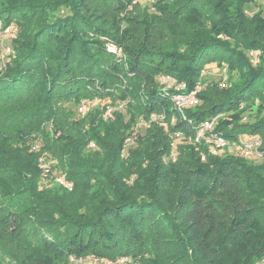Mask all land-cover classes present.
Returning a JSON list of instances; mask_svg holds the SVG:
<instances>
[{
    "label": "trees",
    "instance_id": "trees-1",
    "mask_svg": "<svg viewBox=\"0 0 264 264\" xmlns=\"http://www.w3.org/2000/svg\"><path fill=\"white\" fill-rule=\"evenodd\" d=\"M258 1L154 0L150 10L131 0H0V19L18 27L0 62V239L19 250L15 264H253L264 255V162L212 153L187 121L222 114L215 131L259 138L264 152ZM211 63L225 67L223 85L201 78ZM166 75L182 91L202 84L185 119ZM83 99L97 100L83 115L66 105ZM43 152L72 190L38 188Z\"/></svg>",
    "mask_w": 264,
    "mask_h": 264
},
{
    "label": "built area",
    "instance_id": "built-area-1",
    "mask_svg": "<svg viewBox=\"0 0 264 264\" xmlns=\"http://www.w3.org/2000/svg\"><path fill=\"white\" fill-rule=\"evenodd\" d=\"M138 1V0H137ZM149 2H153L154 0H145ZM261 4L264 6V0H260ZM8 27H5L4 29L0 26V40L6 35L8 32ZM0 53L7 54L11 51L10 46L7 44L5 48H3ZM108 50L115 51V48L108 47ZM2 54V55H3ZM252 54V53H251ZM253 61H256V58H253ZM205 69H202L200 72V75L203 77L205 74ZM160 81L163 84V88H174L176 91L170 94V100L172 102V105L176 112L179 114V116L182 119L186 118L185 115V108L191 107L198 103V92L202 88V84L198 82L194 88L188 90V91H182L185 89L186 85L184 82H178L174 77L166 75L160 77ZM89 105L82 103L77 107L78 112H85L88 110ZM112 116V110L111 108H108L104 111L103 117H111ZM162 114H155L152 113L150 116L151 120L155 119H162ZM219 118V115L213 116L211 118H205L200 121L194 122L192 119H187L188 123L192 125V127L195 130L194 133V143L201 142L208 146L209 150L214 153L218 154L220 152H233L235 149H239L241 154L244 157L247 158H256L258 160H261L264 162V152L260 150L261 141L259 138H253L251 140H244L240 135L237 136V138H226L221 133L214 130V127L216 125V122ZM175 120V117H171V122ZM176 135V134H175ZM90 145H93L92 143ZM35 148V147H34ZM47 171V168L46 170ZM53 175L58 176V179H60V175L54 174ZM61 182H64L66 186H71L72 182L67 180L66 177H61ZM89 257V256H88ZM80 261V259L78 260ZM99 262L103 264H112L111 261L107 259H99ZM253 264H264V255L259 258L257 261H255Z\"/></svg>",
    "mask_w": 264,
    "mask_h": 264
},
{
    "label": "rangeland",
    "instance_id": "rangeland-1",
    "mask_svg": "<svg viewBox=\"0 0 264 264\" xmlns=\"http://www.w3.org/2000/svg\"><path fill=\"white\" fill-rule=\"evenodd\" d=\"M131 1H132V3L129 5V8L132 6L133 3H139L140 4L139 5L140 7H143V6L148 5V6H150L149 7L150 10L153 9L152 2L145 1V0H138V1L137 0H131ZM257 7L258 6L255 5L254 6L255 9H254L253 6H252L251 7V10H254L255 11V10L258 9ZM64 12H65V9L64 8H62L60 11H58L59 14H63ZM249 12L250 13H248V14H251L252 11H249ZM0 26H1L2 29H4L5 27H8V30H9L6 33V35L2 38V40H0V52H1L2 50H4L3 48H5L7 44H9L10 39H12L13 37H15V35H16L17 31H18V27L14 23L13 24H9V25H4V23L2 22L1 19H0ZM110 46H111V44H108L107 45V49ZM112 47H114V46H112ZM114 48H115V51L117 50L119 52V50L116 47H114ZM10 53H12V49L7 54H3L2 53L3 54L2 55L0 53V62L1 61L2 62H5L6 59H7V55L10 54ZM253 58H255V56ZM203 69H205V72L206 73L201 78H204V79L207 78V80H220L219 81L220 82V85H223L224 84V81H225V78H226V73H225L226 71H225V67L223 65H217L216 63H211L209 65H206ZM172 77H174V76H172ZM96 102H97L96 99H92V100L83 99L78 104V106L80 104H82V103H85V104H88L89 107H90L92 103H96ZM66 105H67V107L72 108L74 110V112L77 114V107H76V105H73V104H70V103H67ZM115 106L116 107L119 106L121 108L122 107V103L121 104H118V105H115ZM115 106H110V107L107 106V108L105 110H107L108 108H111V110H112V109L115 108ZM85 112H83V113L79 112V113H80V115H83ZM218 115L220 117L223 116L222 114H218ZM245 139L246 140H250V139H252V136H247V137H245ZM39 141L40 140L38 139L37 142H39ZM34 142H30L29 143V149L30 150H33V151L36 150L34 148V146H32ZM30 146H32V147H30ZM220 153H222V152H220ZM46 154H48V153L47 152H43L42 154H40V156L38 158V160H39V162H38L39 163V166L40 167H43L42 174H40V177H39V180H38V188H40V189H43V188L46 189V188H51L54 185H59V186L65 188L68 191L72 190L73 189V183H72L71 186H66L64 184V182H61V177H63V176H64V178L66 177V174L63 171L60 170L58 172H54V174L60 175V179H58V176L55 177V175H53L50 172H48L49 169H47V171H45L46 168H45V163L44 162H46V160H45V155ZM48 158H50L51 160L53 159V158L49 157V154H48ZM43 173L46 174L47 177L43 176ZM13 251L16 253V251H19V250H15L14 246L9 245L3 239H0V264H15L16 261H15V259L13 257V254H12ZM125 260L126 259L122 257V258L119 259L118 262H113V261H111V262H112V264H124ZM73 264H75V263H73ZM80 264H103V263L93 261L91 257H86L85 260L83 259V260L80 261ZM133 264H136V263H133Z\"/></svg>",
    "mask_w": 264,
    "mask_h": 264
}]
</instances>
